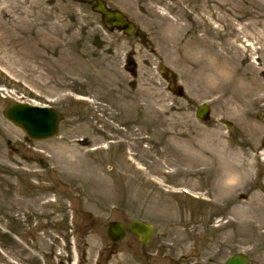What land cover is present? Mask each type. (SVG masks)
Here are the masks:
<instances>
[{
    "label": "rangeland",
    "instance_id": "1",
    "mask_svg": "<svg viewBox=\"0 0 264 264\" xmlns=\"http://www.w3.org/2000/svg\"><path fill=\"white\" fill-rule=\"evenodd\" d=\"M104 1L136 36L108 33L71 0H0V264H94L96 236L105 235L92 220L144 213L160 217L163 235L192 239L203 264H224L236 244L248 254L264 232V0ZM13 102L59 112V136L27 143L2 116ZM202 104L205 124L195 116ZM178 135L190 152L172 143ZM215 138L230 165L249 170L247 184L223 198L214 173L187 184L155 164L166 152L184 169L178 159L194 162L195 145L218 157ZM248 214L250 237L245 222L233 224ZM117 261L137 264L124 254Z\"/></svg>",
    "mask_w": 264,
    "mask_h": 264
},
{
    "label": "flooded vegetation",
    "instance_id": "2",
    "mask_svg": "<svg viewBox=\"0 0 264 264\" xmlns=\"http://www.w3.org/2000/svg\"><path fill=\"white\" fill-rule=\"evenodd\" d=\"M147 200H144V202ZM160 217L147 216L142 214V218L134 219L142 221V227L146 224L152 227L153 232L150 236L145 234L142 237V243L135 235L129 232L128 217L122 219V223L125 226V239L118 243L112 244L107 238V227L100 222L96 221L92 225L93 232L101 231L105 235L103 239V245L97 251L96 264H120L116 259L120 254H124L132 260H136L137 264H194L195 255L193 250L194 241L188 237L181 238V241H175V237H168L159 232L157 225ZM146 229V228H145ZM239 250L235 254H243V247L236 244ZM250 253L244 254L249 259V264H264V236L255 240L249 248Z\"/></svg>",
    "mask_w": 264,
    "mask_h": 264
},
{
    "label": "bare ground",
    "instance_id": "3",
    "mask_svg": "<svg viewBox=\"0 0 264 264\" xmlns=\"http://www.w3.org/2000/svg\"><path fill=\"white\" fill-rule=\"evenodd\" d=\"M246 59H247V56L244 57V60ZM43 80L45 81V79ZM246 127L248 128L249 126H246ZM139 135L140 134L137 133V137H140ZM172 143L178 146L179 148H182V150L186 152H190L192 148L191 140L185 139L183 135H178V137L176 136L172 140ZM207 143H208L207 140L203 138L202 144L205 146ZM212 143L214 144L215 152L219 154L218 157L211 155L209 153H206L205 147H202L201 149L200 147L197 148V146L195 145L193 146V149H194V153H196L197 155H195L194 157L195 158L194 162H192L191 157L188 154H185L186 152L184 153L186 155L184 158L178 159V161L182 165H184V169H181L179 165L173 166V164H175L174 159H172V156H169L168 153L166 152L161 153L160 159L157 160L155 164H157L159 167H162V168L170 167L171 169L167 170V174L169 176L170 175L177 176L179 174L184 175L186 177L185 183L187 184L190 183V181L192 182L194 180V177H196L197 175H200V174L209 175L211 173H214L216 177L215 182L218 185L216 196L219 198H223L224 196H226V194H229L231 191H233L235 187L244 186L245 184H247V182L249 181V170H248V166L246 165V163L241 160L236 161V166L230 165V162H229L230 155H231L230 151L227 148H222V147L220 148L219 146L220 144L216 142V138L215 140L212 141ZM219 157L221 159H219ZM208 167L212 171L209 170ZM191 169L193 171H191ZM228 179H231V182L224 185V183ZM252 204L254 205V200ZM241 205L244 206L243 203ZM241 205H239L238 207L239 212H240V208L242 207ZM242 210H243L242 213L244 214L248 213V209H246L245 207H243ZM249 218L250 216L248 214L245 220L239 219L240 226L242 225L243 222L246 223L245 231H249V229L254 230L255 228H257L254 222L250 220ZM228 224H229V221L226 222L224 225H221L220 228Z\"/></svg>",
    "mask_w": 264,
    "mask_h": 264
},
{
    "label": "water",
    "instance_id": "4",
    "mask_svg": "<svg viewBox=\"0 0 264 264\" xmlns=\"http://www.w3.org/2000/svg\"><path fill=\"white\" fill-rule=\"evenodd\" d=\"M96 5L93 11L101 15L104 26L109 31L114 29L123 31L125 35H130L134 27L120 13L107 10L105 5L99 0H73ZM170 77V75H167ZM197 117L203 121H208L209 110L205 106L199 107L196 112ZM4 117L13 124L20 127L29 139L42 140L54 137L58 131L59 115L49 108H39L33 106L11 105L4 112ZM115 227V226H114ZM110 225L109 231L114 228ZM111 234V233H110ZM121 234V233H120ZM227 264H246L239 258H233Z\"/></svg>",
    "mask_w": 264,
    "mask_h": 264
}]
</instances>
